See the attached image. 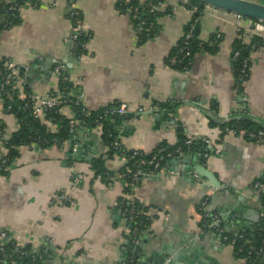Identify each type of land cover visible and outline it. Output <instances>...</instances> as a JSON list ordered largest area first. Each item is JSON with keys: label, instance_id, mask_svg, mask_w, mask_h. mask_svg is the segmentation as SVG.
Listing matches in <instances>:
<instances>
[{"label": "crops", "instance_id": "0c3cea01", "mask_svg": "<svg viewBox=\"0 0 264 264\" xmlns=\"http://www.w3.org/2000/svg\"><path fill=\"white\" fill-rule=\"evenodd\" d=\"M117 2L75 0L90 36L87 52L77 57L69 0L26 1L19 21L0 31V61L19 67L18 97L58 88L54 68L63 62L70 101L76 98L90 113L127 107V116L115 113L110 120L124 148L150 154L175 147L183 137L193 145L160 170L147 172L130 192L119 172L126 161L108 156L105 128L82 122L62 144L21 145L0 172V231L6 230L18 249L28 246L39 254L37 264H127L136 248L141 257L153 259L172 248L167 260L172 264H264L257 262L264 253L253 260L239 257L219 231H254L262 206L263 192H251L264 177V143L225 134L223 118H248L264 126V46L251 52L249 76L239 87L234 48L241 31L232 13L195 17L181 6L158 18L157 34L143 39L145 29L136 28L132 11ZM197 18L201 47L188 71L176 69L168 60ZM65 106L62 114L70 118L72 105ZM39 118L58 131L46 114ZM19 126L16 115L0 110V159ZM97 158L116 179L94 177ZM199 165L217 174L220 189L197 177ZM61 194L67 201L56 199ZM131 199L148 215L135 239L126 210ZM206 214L219 222L212 224Z\"/></svg>", "mask_w": 264, "mask_h": 264}, {"label": "built area", "instance_id": "2783aa9c", "mask_svg": "<svg viewBox=\"0 0 264 264\" xmlns=\"http://www.w3.org/2000/svg\"><path fill=\"white\" fill-rule=\"evenodd\" d=\"M5 1L10 2L12 0H5ZM27 1H30V0H27ZM124 1L128 2L129 0H124ZM69 2L71 3L70 13H71V18H72V33L70 36V41L71 43H74L75 45H77L79 38L87 31L85 29L82 12L77 6L74 5L75 0H69ZM140 2L142 4L146 3V7H147L146 16H149L151 18H155L159 16L160 12L162 11H165V12L167 11L168 14H171L173 12H176L181 6L187 7L192 13H194V15L196 13H199V16H196V17H203V16L211 15V14L213 16H217V13H219L218 10L213 9L204 3H203V8L201 9V6L194 4L192 0H140ZM19 6L20 5L18 2H14L9 5L8 9L10 12H15L21 8ZM132 13H133L134 21L136 23V28L141 29V30L145 29L148 31L142 38L144 39L145 37H149L150 32L153 26L155 25L154 22L152 21L148 23L146 19L139 18L140 16L139 7H134ZM233 15H234L235 23L239 27L240 31H242L241 32L242 38L250 39L253 36L258 35L264 39V22L259 21V20L253 21L252 18H248L240 14H233ZM197 21H198V18L196 19L195 22H193L191 26L192 28L194 27V25H196ZM218 37H220V34H218ZM192 40H193V32L192 31L185 32L183 36V45L179 48V51L183 55L184 58L191 55ZM75 53L77 54V57L82 56L76 51ZM234 57L239 58L240 52L236 51L234 53ZM249 61L250 60L246 59V60H243L241 63L242 68L239 69L238 71L239 76H240L239 77L240 82L239 84L237 83V85L239 87L244 85V83L246 82V79L248 78L247 76H249L248 74ZM170 62L174 65L177 63H182L183 59L178 58L177 56H173L170 58ZM5 66L7 69V73H6L4 83H7V84L13 83L14 87L16 88L17 76H18L17 72L19 71V67H17V65H15V63L12 61H8L5 64ZM65 69H66V64L63 62L58 63L54 68V73L57 74V76L59 75V77L64 81L67 79V76H65L64 74ZM245 77L247 78L245 79ZM4 83L0 85L1 92H2V89H4ZM24 99L26 100L24 107L28 108L30 104H33V107H32L33 113L35 114V116H38V117H40L43 114H46L48 111H60L61 113H63V108L66 107L65 105L67 104L72 105L71 107H72L73 112L69 118L70 119L69 125L71 128V132H73L76 126H78L82 122H85L86 117L90 115V112L85 107L83 108L81 113L77 114L76 113L77 107L81 106V103L78 100L70 101L68 97H65L64 95L60 93H55L54 91H46L42 94H35L33 92H27ZM4 105H5V101L4 99H1L0 100V110H5V109L11 110L13 108L12 105L10 104L6 108L4 107ZM115 113H118L123 116L124 115L127 116L129 114L127 107L123 104L117 105L112 108H108L103 112V114L99 117V119L95 121L96 123L95 126L99 130H104L105 122L108 120H111V116ZM231 120L237 121L238 119L232 118V117L223 118V122H229ZM223 131L225 132V134L232 133L235 135H242L245 138L248 137L252 141L264 143V130L250 131V130L243 129L239 125H233V126L227 125L225 126ZM110 135L114 136L112 148L120 151L119 155L125 161H127V159L139 158V163H138L139 166L126 175L129 178L130 182L134 184L140 179L142 175H145L147 173L145 169L142 167L144 164L148 163L146 159V153L145 151L140 150V149L123 150L121 148L122 145H121L119 135L114 132L110 133ZM202 142L205 144L210 143L209 139H203ZM6 143L4 144L5 147L6 145L8 146V144ZM193 143H194V140L191 138L186 140L187 147H190L191 145H193ZM184 153H185V150L182 146H177L174 150H168L167 148H163L160 151V155L157 156L156 158H153L151 163L153 164L154 170L157 171L163 167V162L165 161L167 162L169 159L175 156H181ZM9 160H10L9 149L8 147H6L5 153L0 159L1 161L0 172L3 170H7L8 168L7 163L9 162ZM196 175L197 177H200L198 174ZM98 178L102 179V176L99 175ZM107 179L111 181L116 178L114 175L112 176L108 174ZM75 182H78V179H76ZM260 192H264V181L263 180L257 181L252 186V192H251L252 194L256 196H260ZM56 199L58 201H65V200L67 201V196L65 194H61ZM135 203H136L135 199H131L129 201V204L131 205V209L129 213L127 211V215H128L129 220L131 221L138 219L141 215H144V214L147 215V211L144 210L143 208L142 209L137 208ZM205 205H206V201L203 202L201 206L203 210H204ZM257 215L258 216L254 224V229L260 228V222L264 218V206H261ZM206 217H210L212 224L219 222L216 216H212V215L210 216L209 214H206ZM137 231H138L137 228L133 229L134 234H136ZM219 231L223 233L225 242L235 248L237 246L238 241L240 240H244L247 244H249L250 242V240L245 236L244 232H240L236 235H230V234H227L225 229L221 227L219 228ZM8 241H10L9 233L6 230L0 231V264H9V262L6 260V256H7L6 243ZM249 249L250 251L247 257H243V258H246L247 260H251V257L253 255L258 256L264 253L262 248L257 249L256 247L252 245H250ZM240 250L242 249L240 248ZM19 252L22 255H29V252L27 250L19 249ZM30 253H32L31 255L33 256L35 260H39V258H41L39 254H36L33 252H30ZM11 263L18 264L16 261L14 262L11 261Z\"/></svg>", "mask_w": 264, "mask_h": 264}, {"label": "trees", "instance_id": "16d2710c", "mask_svg": "<svg viewBox=\"0 0 264 264\" xmlns=\"http://www.w3.org/2000/svg\"><path fill=\"white\" fill-rule=\"evenodd\" d=\"M13 1V0H12ZM6 2L5 0H0V31L5 29L7 26L12 25L13 23H17L20 19L19 17V10L15 11V12H10L9 11V5L11 3L14 2ZM27 0H18L17 2L19 3V7H22L23 5H25ZM192 2L194 4L200 5L201 9L203 8V3L199 0H192ZM118 6L120 9L123 10H131L133 11L134 7H139L140 10V16L139 18L141 19H146V21L149 22H154V26L150 32L149 37H145L146 38H151L153 36H155L157 34V20L158 18H160L161 16L168 14V12L166 11H162L160 12V15L155 17V18H151L149 16H146V3L142 4L140 2V0H129L128 2H125L124 0H118ZM199 16V13L195 14V17ZM83 17V14H82ZM253 21H256L255 19H252ZM194 21H192L188 27L187 30L185 32H189L192 31L193 32V40H192V51H191V55L187 56V57H183V55L180 53L179 48L183 45V39L179 42L178 46L176 47L174 53L171 55L173 56H177L178 58H182L183 62L182 63H177V64H172L170 62V59L168 60V63L170 65H172L173 67H175L176 69L179 70H183V71H188L191 68V63L193 61V58L196 54V52L199 50V48L201 47V44L199 42V39L197 38V24L194 25V27L192 28V24ZM147 30L143 31V36L147 33ZM242 32V31H241ZM89 33L85 32L78 41V44L75 45V51L81 55H84L87 52L86 49V44L89 41ZM264 46V39L258 35H255L253 37L252 42H245L243 40V38H239L237 40V43L235 44V48H234V53L240 52V57L239 58H235V73H236V81L239 84V69L242 68V61L243 60H250V55L251 52L254 50H258L260 48H262ZM250 66H251V61H249V70H248V74L250 71ZM6 73H7V69L5 66V62L0 61V85L2 83L5 82V77H6ZM248 77V76H247ZM245 77V79L247 78ZM55 93H60L62 95H64L65 97L71 98L70 97V92H71V85L70 82H68V80L66 79L65 81L62 80L60 78L59 80V86L58 88H56L55 90H52ZM2 98L5 101V105L4 107L6 108L9 104L12 105V109L11 110H7L5 109V111H9L10 113H13L14 115H16V117L19 119L20 121V126L19 129L13 133L12 137L10 139H8L6 142L8 144V149H9V162L7 163V166L11 165V163L13 162V160L15 159L18 151H17V147L21 146V145H31V144H39V145H43V146H50L53 145L55 143L58 144H62L65 141H67L69 138H71L72 132H71V128H70V119L67 118L64 114H62L60 111H48L46 113V115L48 116L49 120L51 122H53L54 124H57L58 127V131H51L42 121L38 116H35V114L33 113V104H30L28 108L24 107V104L26 102L25 99H21L20 97H18L17 95V90L14 87L13 83H4V89H2ZM73 97V96H72ZM74 100L76 98H73ZM117 106V105H115ZM113 106L110 107H106L104 109H101L99 111H93L92 113H90V115L88 117H86V123L89 126H94L96 123L95 121L99 119V117L103 114V112L108 109V108H112ZM84 106L81 105L79 107H77V114L81 113L83 110ZM105 132L103 134L105 143L109 146L110 148V152L108 153V156L112 157L115 155H119L120 151L113 149L112 148V144L114 141V136L110 135V133H116V131L114 130L112 123L110 120L106 121L105 124ZM230 125H239L241 126L243 129L245 130H250V131H259V130H264V126L260 125L259 123H256L248 118H244V119H240V120H231L229 122H223V129L225 128V126ZM247 139H249L247 137ZM186 140L187 137H183L180 141V143L178 145H176L175 147H170L167 148L168 150H174L177 146H182L184 148V150H187V145H186ZM251 140V139H250ZM123 150H126V148H124L123 146L121 147ZM163 149L160 148L157 151H154L152 153H146V159H147V164H144L142 167L145 169L146 172L152 171L154 170L153 164L151 163L153 158H156L157 156L160 155V151ZM166 162V161H165ZM163 162V165L164 163ZM139 158H133V159H127L124 167L119 171L121 175H123L125 177V180L127 181V191L130 192L132 190V188L137 185L146 175H142L140 177V179L135 182L134 184H132L129 180V178L126 176L127 174H129L131 171H133L135 168H137L139 165ZM0 165H1V161H0ZM92 169L94 170V177H98L99 175L102 176V180H108L107 179V175H114L115 178H117L116 172L115 171H111L110 169H108V167L105 164V160H103L102 158H97L93 161L92 164ZM1 172H5V170L1 171ZM259 180H263L264 181V177L259 179ZM258 180V181H259ZM261 202H262V206H264V192L261 195ZM137 208H143L141 207L142 205L136 200L135 203ZM131 209V205L128 204L126 205V210L128 211V213L130 212ZM145 210V208H143ZM147 219H148V215L144 214L141 215L138 219L136 220H129V225L131 229H138L137 233L135 234V236H133V238H137V235H139L141 232H143L146 228L147 225ZM245 236L250 240L249 244H247L244 240H240L237 243L236 246V251L239 255V257H247L249 251H250V245L256 247L257 249L262 248L263 252H264V218L262 219V221L260 222V228H256L254 229V231L249 232L246 231L244 232ZM6 248H7V256H6V260L10 263V261H16L18 264H37V260H35L33 258V256L31 255L32 253V249L28 246H24V247H20V250H27L29 252V255H22L19 252V249L17 247V245L14 244V242L12 241H8L6 243ZM240 248L242 250H240ZM256 257V255H253L251 257V260H253Z\"/></svg>", "mask_w": 264, "mask_h": 264}, {"label": "water", "instance_id": "95a60500", "mask_svg": "<svg viewBox=\"0 0 264 264\" xmlns=\"http://www.w3.org/2000/svg\"><path fill=\"white\" fill-rule=\"evenodd\" d=\"M207 6L222 12L240 14L248 18L259 20L264 22V3L255 0H199ZM70 59V58H68ZM161 114V113H160ZM160 114L158 116H160ZM73 137V134L71 135ZM92 154H90V157ZM195 173L204 177L215 188L220 189L222 182L216 173L210 170L207 166L199 165L194 170ZM194 174V173H193ZM225 187V185H224ZM223 187V188H224ZM172 248H168L162 253L161 257L153 259L152 257H141L138 253V249L133 250V255L127 258V264H172L167 262L168 257L173 253ZM159 256V254H158ZM264 260L263 257L258 259V263Z\"/></svg>", "mask_w": 264, "mask_h": 264}, {"label": "flooded vegetation", "instance_id": "af4514ba", "mask_svg": "<svg viewBox=\"0 0 264 264\" xmlns=\"http://www.w3.org/2000/svg\"><path fill=\"white\" fill-rule=\"evenodd\" d=\"M134 233V232H133Z\"/></svg>", "mask_w": 264, "mask_h": 264}]
</instances>
